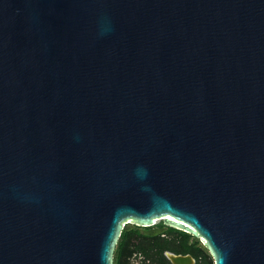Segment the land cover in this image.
Wrapping results in <instances>:
<instances>
[{"label": "water", "instance_id": "1", "mask_svg": "<svg viewBox=\"0 0 264 264\" xmlns=\"http://www.w3.org/2000/svg\"><path fill=\"white\" fill-rule=\"evenodd\" d=\"M158 220L264 264V0H0V264Z\"/></svg>", "mask_w": 264, "mask_h": 264}, {"label": "trees", "instance_id": "2", "mask_svg": "<svg viewBox=\"0 0 264 264\" xmlns=\"http://www.w3.org/2000/svg\"><path fill=\"white\" fill-rule=\"evenodd\" d=\"M191 254L194 264H212L208 248L199 237L159 221L150 226L125 223L113 249L112 264H127L139 257L141 264H172L164 251Z\"/></svg>", "mask_w": 264, "mask_h": 264}, {"label": "rangeland", "instance_id": "3", "mask_svg": "<svg viewBox=\"0 0 264 264\" xmlns=\"http://www.w3.org/2000/svg\"><path fill=\"white\" fill-rule=\"evenodd\" d=\"M159 221H161V220L156 221V223H158ZM127 222L130 223V224L134 223V222H131V221H127ZM199 241L202 242V240L200 238H199ZM127 264H141V261H140L139 257H131L130 260L127 262ZM212 264H213V259H212Z\"/></svg>", "mask_w": 264, "mask_h": 264}, {"label": "flooded vegetation", "instance_id": "4", "mask_svg": "<svg viewBox=\"0 0 264 264\" xmlns=\"http://www.w3.org/2000/svg\"><path fill=\"white\" fill-rule=\"evenodd\" d=\"M156 223V222H155ZM195 263V262H194Z\"/></svg>", "mask_w": 264, "mask_h": 264}]
</instances>
